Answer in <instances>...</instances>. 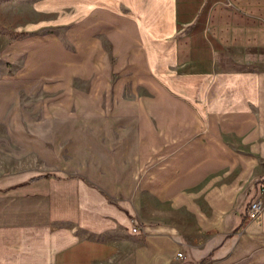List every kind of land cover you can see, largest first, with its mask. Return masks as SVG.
Listing matches in <instances>:
<instances>
[{
  "label": "crops",
  "instance_id": "0c3cea01",
  "mask_svg": "<svg viewBox=\"0 0 264 264\" xmlns=\"http://www.w3.org/2000/svg\"><path fill=\"white\" fill-rule=\"evenodd\" d=\"M108 44V109L0 165V264H264V0H108Z\"/></svg>",
  "mask_w": 264,
  "mask_h": 264
},
{
  "label": "rangeland",
  "instance_id": "374dc122",
  "mask_svg": "<svg viewBox=\"0 0 264 264\" xmlns=\"http://www.w3.org/2000/svg\"><path fill=\"white\" fill-rule=\"evenodd\" d=\"M108 50V0H0L1 166L15 168L14 155L54 143L47 136L51 127L94 121V115L76 113V96L104 95L92 99L108 109ZM128 133L135 138V129ZM33 158L16 161L17 169L45 173L48 167Z\"/></svg>",
  "mask_w": 264,
  "mask_h": 264
},
{
  "label": "built area",
  "instance_id": "2783aa9c",
  "mask_svg": "<svg viewBox=\"0 0 264 264\" xmlns=\"http://www.w3.org/2000/svg\"><path fill=\"white\" fill-rule=\"evenodd\" d=\"M263 212H264V204H263L261 199H258V200L254 201L250 205V208H249V210L247 212V220H252V221L257 220L261 216V214ZM133 232L134 233H139V229L138 228H134ZM178 257L180 259H182L183 258V254L180 253L178 255Z\"/></svg>",
  "mask_w": 264,
  "mask_h": 264
}]
</instances>
